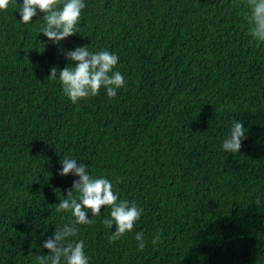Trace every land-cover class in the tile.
<instances>
[{
	"label": "trees",
	"instance_id": "trees-1",
	"mask_svg": "<svg viewBox=\"0 0 264 264\" xmlns=\"http://www.w3.org/2000/svg\"><path fill=\"white\" fill-rule=\"evenodd\" d=\"M15 7L0 10V264L48 254L42 242L71 218L55 211L76 179L58 175L69 156L144 210L115 243L107 207L79 226L90 264H253L264 250V207L251 202L264 192V43L246 34V0H86L59 43L37 33L42 13L25 25ZM85 45L119 57L115 99L101 89L74 105L46 78ZM233 120L245 138L227 153Z\"/></svg>",
	"mask_w": 264,
	"mask_h": 264
},
{
	"label": "clouds",
	"instance_id": "clouds-1",
	"mask_svg": "<svg viewBox=\"0 0 264 264\" xmlns=\"http://www.w3.org/2000/svg\"><path fill=\"white\" fill-rule=\"evenodd\" d=\"M10 0H0V10H6ZM19 21L29 24L33 17H42V25L37 33H42L53 43L78 32L81 13L86 7V0H15ZM248 13L247 35L253 41L264 43V0H246ZM69 63L63 69L51 67L47 75L50 82L59 81L62 94L72 103L87 100L104 90L109 100L117 97V90L126 86L124 75L117 69L119 57L108 50H90L85 46H74L63 52ZM245 138L243 123L233 120L227 133L221 141V148L227 153H237ZM58 175H72L71 188L63 199H59L55 211L69 213L70 219L42 242V247L48 254L35 257V264H90V257L85 251V241L79 239L80 227L93 225V217L101 216V206L109 209L108 215L101 219V224L111 231L109 243H115L125 233L134 230V226L143 214V208L134 202L121 199L114 191L110 180L100 176L95 177L88 171L87 165L78 162L74 157L60 160ZM75 192V195L73 193ZM252 203L264 207V192H258L252 197ZM90 212V216H89ZM136 247L143 252L147 246L143 232L134 235ZM159 236L153 238L156 244ZM253 264H264V250L254 259Z\"/></svg>",
	"mask_w": 264,
	"mask_h": 264
}]
</instances>
